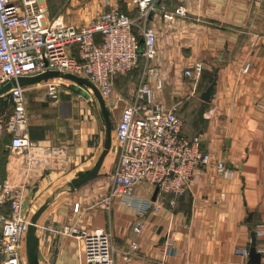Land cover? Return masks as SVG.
<instances>
[{
	"label": "crops",
	"instance_id": "crops-1",
	"mask_svg": "<svg viewBox=\"0 0 264 264\" xmlns=\"http://www.w3.org/2000/svg\"><path fill=\"white\" fill-rule=\"evenodd\" d=\"M110 2L131 16L137 13L126 0ZM47 6L50 17L62 16L78 26L107 8L105 0H49ZM180 6H185V15L175 14ZM149 24L157 30L154 63L164 79L162 99L181 118L184 134L199 135L202 148L213 161H225L231 175L207 167L194 176L185 194L167 195L162 208L151 209L142 218V232L136 233L133 226L139 216L123 201L115 199L110 208L96 205L111 187L118 156L115 127L135 86L121 88L125 81L118 76L115 92L106 101L96 90L98 115L91 111V95L84 93L85 104L80 105L82 93L70 84L60 87L57 102L47 95V81L24 86L25 132L34 143L32 150L53 159L26 177L25 155L11 150L12 134L4 123L0 184L23 189L24 214L29 218L49 203L37 222L39 264H82L81 243L57 231L64 225L109 230L115 264H252L237 250L250 249L253 232L257 250L263 242L258 230L264 227V112L257 104L264 103V0H167L164 9L151 13ZM248 62L250 70L244 73ZM197 63L202 64L200 76H185ZM213 81L214 97L204 101L201 94ZM109 133L111 147L98 175L72 187L92 173ZM57 149L65 151L59 159L52 154ZM136 195L151 197L142 186ZM0 211L8 214L9 203ZM169 243H174L173 252H168Z\"/></svg>",
	"mask_w": 264,
	"mask_h": 264
},
{
	"label": "built area",
	"instance_id": "built-area-1",
	"mask_svg": "<svg viewBox=\"0 0 264 264\" xmlns=\"http://www.w3.org/2000/svg\"><path fill=\"white\" fill-rule=\"evenodd\" d=\"M48 1L0 0V87L20 77L57 70L74 75L79 83H89L106 101L115 92L118 76L137 67L140 69L133 94L115 127L118 156L110 174L111 187L96 202L97 206L110 208L115 199H120L138 214L133 229L141 233L142 218L151 209L162 208L167 195L185 194L194 176L207 167L214 166L215 171L225 177L231 175L225 161H213L211 153L202 148L199 135L184 134L181 118L162 99L164 79L154 63L158 52L157 30L149 20L155 9H164L167 0H132L137 11L135 16L105 0L107 8L83 26L68 23L62 16L50 17ZM175 14L185 15V6L178 7ZM164 16L173 19V14L165 13ZM141 38L143 45L139 53ZM250 66L251 63H246L244 73ZM201 70L202 64L197 63L193 70L185 71V76L198 78ZM64 79L54 78L45 83L48 97L55 102L60 99V87L68 84ZM24 92V86L16 85L2 97H8L14 110L6 127L12 134L10 148L25 155L28 177L35 168L49 165L53 158L32 150L34 143L25 132ZM257 105L264 112V103ZM64 153V149L52 151L58 159ZM139 186L151 193V197L158 187L156 199L137 196ZM23 202L22 188L0 184V208L4 203L10 205L8 214L0 211L2 264H27L26 233L31 218L24 214ZM174 203L170 201L171 206ZM79 206V202L74 205L75 212L79 211ZM57 231L81 243L82 264H115L116 249L109 230L64 225ZM258 234L263 237L258 251L264 264V227ZM136 247L134 243L132 248ZM168 247V252L174 251V243H169ZM237 253L248 257L249 247L238 249Z\"/></svg>",
	"mask_w": 264,
	"mask_h": 264
},
{
	"label": "water",
	"instance_id": "water-1",
	"mask_svg": "<svg viewBox=\"0 0 264 264\" xmlns=\"http://www.w3.org/2000/svg\"><path fill=\"white\" fill-rule=\"evenodd\" d=\"M158 6L159 5H156V7H158ZM142 45H143V39L141 38L139 41V49H138L139 53L142 52ZM53 78H66V79L72 80L74 82L79 81V79L72 74H63L62 72L57 71V70H48L46 72H43V73H40V74H37L34 76L20 77L17 81L9 82L8 84L0 87V97H2V95H4L6 92H8L10 90V88H12V86H16V85L27 86V85H31V84L41 83L43 81H48V80L53 79ZM215 87H216V81H213L211 83V85L205 91L202 92L201 98L204 101L211 102L213 97H214ZM104 111H105L106 116H108V109L106 107H104ZM3 127H4V121L0 120V137H1V130L3 129ZM111 138H112L111 134L109 133V139L107 142L106 149L102 153V155L100 156V158H99L94 170L92 171V173L81 178V179H79L75 183H71L72 187L80 186V185L90 181L91 179H94L98 175L99 169L102 165V162L110 150ZM158 191H159V188L156 187V189L153 193V196H152L153 200L156 199ZM48 205H49L48 202L43 204L31 217V222L28 226L27 233H26L27 264H39V255H38L39 239L36 235L37 222H38L40 216L43 214V212L47 209ZM256 246H257L256 233L253 232L252 233V242H251V246L249 249L250 250V253H249L250 263L261 264L262 254L257 250Z\"/></svg>",
	"mask_w": 264,
	"mask_h": 264
},
{
	"label": "rangeland",
	"instance_id": "rangeland-1",
	"mask_svg": "<svg viewBox=\"0 0 264 264\" xmlns=\"http://www.w3.org/2000/svg\"><path fill=\"white\" fill-rule=\"evenodd\" d=\"M123 4L125 5V3H123ZM126 4L127 5L130 4L131 6H133V1L132 0H126ZM121 78L124 79V81H125V83H122V84L120 83L119 86H121V88H129V89H130V87L133 88L137 83L138 71L135 68L132 71H130L129 73H126L123 76L121 75ZM64 80H65L64 81L65 83L72 85V87H75L80 93H82L81 97L80 96L78 97V102L80 103V105H82L83 103L85 104V102L83 101V98H84L83 95H85V94L89 95L90 94L91 95L90 98L93 99L92 101H89L92 113L94 112L95 115H98L100 113L99 111H101V106L99 104V99L97 97L96 89L92 85H90L87 82H83V81H81L80 83L79 82L74 83V81H71L68 79H64ZM127 86H129V87H127ZM1 101L4 103L5 102L9 103L8 97H2ZM13 113H14L13 107L10 105V107L8 108L6 113L2 116L0 115L1 116L0 118H2L6 127H7V124L10 122V119H11V116L13 115ZM115 121H116L115 118H113V124H115Z\"/></svg>",
	"mask_w": 264,
	"mask_h": 264
},
{
	"label": "trees",
	"instance_id": "trees-1",
	"mask_svg": "<svg viewBox=\"0 0 264 264\" xmlns=\"http://www.w3.org/2000/svg\"><path fill=\"white\" fill-rule=\"evenodd\" d=\"M141 59H142V57L140 56V62H141ZM136 69L138 71V77H139L140 69H139V67H137ZM137 80H138V78H137ZM1 98L2 97H0V113L4 112V111H7L8 108L10 107V104L8 102H5V103L2 102Z\"/></svg>",
	"mask_w": 264,
	"mask_h": 264
}]
</instances>
